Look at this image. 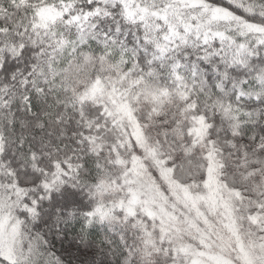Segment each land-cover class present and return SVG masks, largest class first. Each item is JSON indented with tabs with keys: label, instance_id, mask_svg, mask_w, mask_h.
Listing matches in <instances>:
<instances>
[{
	"label": "snow or ice",
	"instance_id": "1",
	"mask_svg": "<svg viewBox=\"0 0 264 264\" xmlns=\"http://www.w3.org/2000/svg\"><path fill=\"white\" fill-rule=\"evenodd\" d=\"M0 264H264V0H0Z\"/></svg>",
	"mask_w": 264,
	"mask_h": 264
},
{
	"label": "trees",
	"instance_id": "2",
	"mask_svg": "<svg viewBox=\"0 0 264 264\" xmlns=\"http://www.w3.org/2000/svg\"><path fill=\"white\" fill-rule=\"evenodd\" d=\"M67 246L64 245V246H61L59 243L56 244V252L58 255H61V256H64V257H67L68 253L65 251V248Z\"/></svg>",
	"mask_w": 264,
	"mask_h": 264
}]
</instances>
